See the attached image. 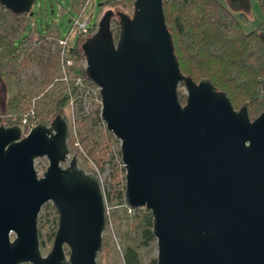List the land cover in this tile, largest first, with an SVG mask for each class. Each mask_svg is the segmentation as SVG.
Listing matches in <instances>:
<instances>
[{
    "label": "water",
    "instance_id": "1",
    "mask_svg": "<svg viewBox=\"0 0 264 264\" xmlns=\"http://www.w3.org/2000/svg\"><path fill=\"white\" fill-rule=\"evenodd\" d=\"M34 1L0 7L32 16ZM163 1L134 0L132 15L106 10L81 44L100 118L120 142L124 202L151 214L156 264H264V110L251 121L247 104L235 110L209 79L182 74ZM59 114L24 136L0 127V264H97L103 192L97 174L69 157ZM42 158L48 167L39 177ZM47 203L57 229L43 256L37 222Z\"/></svg>",
    "mask_w": 264,
    "mask_h": 264
},
{
    "label": "trees",
    "instance_id": "2",
    "mask_svg": "<svg viewBox=\"0 0 264 264\" xmlns=\"http://www.w3.org/2000/svg\"><path fill=\"white\" fill-rule=\"evenodd\" d=\"M87 1L69 0L72 15L80 14ZM123 1L105 0L103 3L118 8ZM35 3L36 0L34 5ZM258 4L264 17V0H258ZM163 11L182 74L196 83L204 78L209 79L216 90L227 95L233 108H241L247 104L248 116L261 113L264 110L263 34L259 30L245 33L241 22H246L247 19L242 14L238 18L234 17L220 0H164ZM29 18L28 14L15 15L0 8V76H10L15 90L12 101L3 104L0 114L14 117L16 124L27 117L30 122L38 125V118H41L39 123L47 122L69 105L70 100L76 96V79L88 80L84 69L72 74L67 82L58 80V59L55 55L46 61L42 69L39 93H27L20 85L21 74L33 66L37 44L48 45L46 38L49 32L59 31L54 24L46 25L43 30L38 31L37 41H32L25 35L30 24ZM81 41L82 39H78L75 49L77 61L84 60ZM178 96L180 103L185 104L186 97L180 94ZM96 121L101 123L98 115ZM78 125L83 129L84 120H79ZM86 132L81 130L79 133L80 142L92 156L91 146L94 147V142L89 131ZM105 136L112 138L108 134ZM123 190L124 187L113 192L110 190L108 200L123 202ZM140 210H135V216L142 218L141 244L148 246L154 241L151 232L152 217L146 210L144 214H140ZM56 225L55 223L57 229ZM38 235L40 238L39 233ZM138 258L136 248L125 249L124 264H139ZM150 264H156V260H152Z\"/></svg>",
    "mask_w": 264,
    "mask_h": 264
},
{
    "label": "rangeland",
    "instance_id": "3",
    "mask_svg": "<svg viewBox=\"0 0 264 264\" xmlns=\"http://www.w3.org/2000/svg\"><path fill=\"white\" fill-rule=\"evenodd\" d=\"M105 0H91L86 5L84 15L91 17L90 36L95 32L97 24L106 10H112L114 13L122 12L127 15H132L134 0H124L122 6L113 8L105 5ZM220 2L232 13L236 18L242 14L247 21L241 22V26L245 33L254 30H259L264 36V17L261 13L258 0H246V7H237L234 0H220ZM33 15L30 16L29 27L25 35L29 36L32 41H37L38 31L43 30L46 25H56L62 37H65L70 29L72 13L70 11L69 0H36L32 8ZM111 29L115 36L118 33V19L115 17L111 21ZM84 40L81 41V44ZM54 57V51L46 44L39 43L36 48L33 66L25 70L20 77V85L23 86L31 95L39 93L38 84L41 79L42 69L46 61L50 57ZM58 77V73H57ZM15 90L12 78L7 75L0 76V113L3 104L12 101ZM186 97V90L183 85L178 87V95ZM240 107H235L239 110ZM101 99L94 91L90 92L89 96L83 103H77L76 106L70 107L67 105L59 114L67 119L69 134L68 148L70 150V158L77 157L79 166L87 172L99 171L104 175L107 189L117 191L125 186V170H121L120 161V142L106 131L105 124L96 121V115L100 118ZM262 113V111H260ZM257 115L249 116L251 120L257 118ZM55 117V116H54ZM48 119L49 124L54 118ZM101 119V118H100ZM79 120H84V127L78 125ZM41 118H38V124ZM37 122V121H36ZM84 131L90 133L91 139L94 142L93 155L91 152H86L80 142L79 133ZM87 133V132H86ZM108 134L112 138L105 136ZM104 149V150H101ZM66 165H63L65 167ZM35 170L39 177L43 175L48 167L46 158L37 159L34 163ZM101 169V170H100ZM110 207V223L102 236V249L99 253L97 264H124L123 255L127 247L137 249L139 264H150L152 260H156L157 247L156 240L150 242L148 246H143L141 233L143 230L141 217H128L123 207V202L111 201ZM145 209L140 210V214H144ZM57 213L50 203L45 204L38 215V233L40 234L39 241L41 253L45 256L52 247V234L56 230ZM57 226V225H56ZM12 238V236H11ZM68 248L65 247V252L68 255Z\"/></svg>",
    "mask_w": 264,
    "mask_h": 264
},
{
    "label": "built area",
    "instance_id": "4",
    "mask_svg": "<svg viewBox=\"0 0 264 264\" xmlns=\"http://www.w3.org/2000/svg\"><path fill=\"white\" fill-rule=\"evenodd\" d=\"M90 2L91 0H88L86 5H88ZM85 7L80 12V14L72 17V20L70 22V29L65 37H62L59 31L58 32L50 31L48 37L46 38L47 40L46 42L48 46L54 51V54L57 56L58 80L62 82H67L72 74L76 73L81 69H85L86 67L85 59L77 61V55L75 50L78 39L85 40L87 37H89L90 30L92 28L91 17L84 15ZM42 33L45 34L44 31H42ZM75 88H76V96L70 100L69 103L70 107L76 106L77 103L79 102L83 103L86 100V98L89 96L90 92L92 91H94L97 96H100L99 90L97 88H95L89 82H86L81 78L76 79ZM11 126H18L21 129V133H23L24 136L28 134L29 131L36 126V124L30 122L27 117H24L23 119H21V121L18 124H16V119L14 117H10V116L5 117L2 114H0V127L7 128ZM120 168L124 170L122 162ZM95 173L98 176L99 183L104 196L106 227H108V224L110 223L109 203L111 202L108 200V193L110 190L107 189L108 187L105 183L104 175L99 171H96ZM124 191H125V186L123 190V207L128 217H135L136 211L134 209L127 207L124 202Z\"/></svg>",
    "mask_w": 264,
    "mask_h": 264
},
{
    "label": "flooded vegetation",
    "instance_id": "5",
    "mask_svg": "<svg viewBox=\"0 0 264 264\" xmlns=\"http://www.w3.org/2000/svg\"><path fill=\"white\" fill-rule=\"evenodd\" d=\"M234 3H235V5L237 6V7H241V6H243V7H246V0H234ZM249 119H250V117H249ZM256 119V118H255ZM251 120V119H250ZM254 120V119H253ZM253 120H251V121H253Z\"/></svg>",
    "mask_w": 264,
    "mask_h": 264
}]
</instances>
